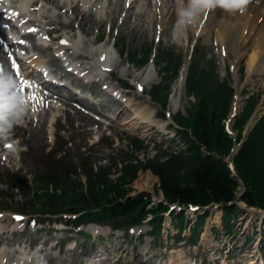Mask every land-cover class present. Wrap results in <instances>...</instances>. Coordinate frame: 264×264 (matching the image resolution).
I'll list each match as a JSON object with an SVG mask.
<instances>
[{"label":"rangeland","instance_id":"obj_1","mask_svg":"<svg viewBox=\"0 0 264 264\" xmlns=\"http://www.w3.org/2000/svg\"><path fill=\"white\" fill-rule=\"evenodd\" d=\"M60 1L63 2L64 0ZM93 1L94 4L102 7L103 10L99 15H94L92 18L86 19L82 24L80 23V18L82 16L76 18V14L70 9V5L64 8H56L55 11L56 14L59 15L60 20L63 22L71 21L75 25L72 28L66 29L61 27L56 34L63 38L64 32H67L69 36L73 34L79 35L82 32L85 40L91 41L95 39L93 42L95 46L101 43L106 46L116 43L120 46L122 39L126 38V45H137V47H140L142 41L148 43L158 39V41L156 40L159 43L157 45L162 44L168 47H176L177 50L186 53V58L190 57V54H192V47L194 48V46L197 45L199 52L207 54L210 58L214 57L217 59L222 77L232 78L236 89L232 107L237 100L239 112L243 100L247 97V93H245V90H247L249 93L257 92L262 96L261 103L250 124L252 125L256 118L264 112V61L261 63L260 68L256 67L257 69L254 70L253 73L251 72L253 70L250 68V59L253 56L252 40L243 48L244 55L241 57L236 47H228V45L220 44L219 40L216 38L219 29L212 25L203 27L200 31L199 29L194 30V26L192 25L183 27L178 21L175 27L173 26L172 29H169L170 24L167 21L169 20V14L164 11L163 7H157L156 3L155 6L151 5L149 0L142 1L138 8L136 7L138 6L136 5V1L133 2V4H127L125 0H114V2H116V8H118V15L113 23L111 22L110 13L107 12L110 0ZM50 5L52 4H48V7ZM170 5L171 3L169 6ZM156 8L158 9L156 10ZM139 9L140 13H136ZM127 16L130 18H128V21H124ZM140 19L143 21L141 22ZM55 26L63 25L56 24ZM174 32L176 37L175 41L173 40ZM37 42L39 41L37 40ZM58 43L59 40L55 42L56 48ZM244 43L245 42H243V44ZM116 52H118L117 49H115L114 58L116 63L119 64L113 76L109 75L110 73L108 72V74H104L103 76L99 74L101 76L90 77V79H92L91 85L96 89L93 92L94 95L97 96L95 102L99 104H96L94 107H100L104 112L102 114L105 116H100V114L90 109L83 108L67 100L71 102L72 106L66 105V107H69L71 110H65L63 108L51 110L45 122L42 117H38V120L43 122V124L33 120L31 121L29 118H23L22 122L16 124L11 131V135L19 136V139H15V149L14 147H11V149L7 147V149L0 152V155L3 157L0 163V190L5 189L1 182L5 179V174L10 169L23 172L35 170L34 163L32 162L34 159L28 156L29 149L27 150L26 147L28 145L36 148L46 147L48 148L47 150H49L55 143V135L58 133V124L63 129L61 134L64 135V138H66V140H73V149L79 143L85 144L89 142V146L95 144L94 150L102 157H105L117 148L128 150V144L132 138H139L143 140L146 145H149L147 151L139 154V158L142 160L152 157L157 147H160L163 142H165L164 147L168 145L169 140L176 134V130L170 128L171 123H173L172 120L169 118L167 121H164L157 119L159 117H155L153 121H147L145 118L137 117L136 111L141 112L138 103L147 97L146 94L148 95V90L151 87L149 89L145 88L144 95H141L137 86L133 83L135 81V76L125 71L129 69V67H133L135 71L139 72L141 68L139 69L132 63L127 62L126 57H121L120 54ZM38 54L45 58L54 57L53 52L46 54L39 51ZM60 54L61 53H56L55 57ZM21 61L23 67H27L25 61ZM53 66L55 70L61 69L60 63L57 64V66ZM115 66L116 64L114 67ZM148 67L151 69L150 75L152 77H158L153 85L159 83L161 77L157 72V68L152 63ZM145 72L147 71L145 70L144 73ZM97 79L99 80L95 81ZM122 82H127V84L131 86L129 96H126L129 98V103H131V105L127 107H125V104L128 102L125 104H112L109 101L111 97L102 95V93L105 92L102 87L107 86L108 89H117ZM178 82L179 81L172 83L171 87L174 84L178 85ZM170 91H173L172 97L178 101L180 106L178 110L172 112L169 107V111L172 114L179 110L186 113L187 109L191 106L193 97L185 93L184 86L183 88L177 86L176 90L170 88ZM136 94H138V97ZM122 109H124L123 114H120ZM158 109L159 107L156 105V110L159 113ZM153 116L154 114L152 117ZM128 118H133V121H127L126 119ZM234 119L235 117L230 114L228 128L231 131H233L232 125ZM98 120L101 123L98 122ZM105 136L109 137L114 143L110 145L109 142L104 139ZM173 144H175V142H173ZM0 145L5 146L2 142H0ZM20 146L23 147L24 151L22 157L19 156L18 151ZM83 149H85V147H83ZM8 153L12 158L11 160L8 159ZM158 181V178L151 170L141 171L138 178L133 182L134 191L132 193H148L153 197L152 199L154 202H158L162 198V196L155 195L154 193ZM19 199V195L16 196V200L2 199L0 196V207L5 206L18 209L21 207ZM235 205L239 206L240 211L233 220L234 227L230 232H227L220 225L222 215L221 207L212 205L207 208L208 212L206 213L208 215L205 219L204 230L208 232L209 238L208 240H204V233H202L200 241L195 247L184 241L178 242L173 236L178 234V230H174L169 224H165L162 242L157 244L154 242L153 238L147 234V231L150 229L148 224L141 226V232L132 229L131 235L128 237L123 231L110 230L96 232L91 225L84 226L85 228L81 227L80 232L79 228L73 230V226L61 223L54 224L50 221L26 225L24 222L25 216L3 211V213L0 214V250L5 248L12 251V253L19 254L17 251L18 249L25 253H29V245L36 247L39 244L45 243L49 245L47 250L53 251L54 255L57 254L54 260L57 258V260H73L76 262L80 258L79 255L82 254V252H87L93 256L95 255V251L92 249L91 245H93L92 243L97 234L100 238L108 236L112 241L116 240L119 247V250L116 249V247L114 248L115 256L113 261L106 262L105 259H100L99 264H143L145 262V257L148 258L146 259L148 263H153L164 258L160 264H175L180 261H182V264H223L224 261L225 264H249L252 258L255 259V264H264L262 260L264 259V252L262 251V255L260 253V250H262L261 232L264 231V213L258 209L247 206L245 202L239 199L235 201ZM13 215L22 217V221L17 220ZM218 218L220 221H218ZM190 220H192L193 223H197L196 217L192 216ZM166 221H171L169 214L166 215ZM214 225H218V229L210 233ZM56 228L61 231L51 233V230ZM66 229H72L73 231L70 235L75 236V240L78 243L76 250L72 252L68 250L74 247V243L71 244L69 248L65 247L59 250L57 247L55 250L51 249L50 246L55 244L57 240L61 246L63 245V241H61L60 238L67 236L68 233L65 231ZM21 232H23V234H21ZM82 232L92 233V237L84 240L85 236ZM190 233L191 229L187 228L184 230L183 235L187 236L190 235ZM120 237H124V239L122 238L119 240L118 238ZM83 244H86L87 247L82 246ZM242 245L244 246L243 248ZM134 247L136 249L132 251ZM154 247H157V250H154ZM148 250H151L150 254L147 253ZM156 253H163V256L159 257ZM97 262V260H92L89 261L88 264H97ZM158 263L159 262H156L155 264Z\"/></svg>","mask_w":264,"mask_h":264},{"label":"trees","instance_id":"obj_2","mask_svg":"<svg viewBox=\"0 0 264 264\" xmlns=\"http://www.w3.org/2000/svg\"><path fill=\"white\" fill-rule=\"evenodd\" d=\"M150 54L151 46L130 49L131 58L142 63L148 61ZM158 58L164 77L170 81L178 76L181 56L175 57L162 50ZM167 88L166 84L152 91L153 99L163 109L167 108ZM186 90L196 98L192 108L187 115L181 112L173 115L180 126L178 136L186 149L175 151L161 147L153 157L142 160L139 154L147 151L148 146L133 138L128 150L118 149L108 155L106 163H101L102 157L80 148L74 151L65 149L66 144L59 141L50 152L45 153L42 149L36 153L38 169L31 180L26 174L8 175L5 183L11 192L10 197H14L15 190H18L26 198L23 204L26 211L49 215L80 214L70 220L75 224L96 221L128 229L131 225L143 223L152 214L151 234L159 237L168 204L148 207L152 199L150 195L131 194L140 171L151 170L159 178L155 192L163 193L168 203L202 208L218 204L223 211L222 227L230 232L240 211L234 203L238 199L247 206L264 210V112L245 134L262 96L252 92L245 98L233 123L236 131L233 136L226 129L225 120L231 110L235 89L231 78L219 76L214 60H207L205 64L203 58L194 57ZM243 138L240 149L232 158L235 177L225 159ZM238 178L242 181L243 191ZM205 216L202 213L197 224L190 223L192 236L188 240L191 244L198 242ZM173 217L180 230L179 239H182L185 214L173 212Z\"/></svg>","mask_w":264,"mask_h":264},{"label":"bare ground","instance_id":"obj_3","mask_svg":"<svg viewBox=\"0 0 264 264\" xmlns=\"http://www.w3.org/2000/svg\"><path fill=\"white\" fill-rule=\"evenodd\" d=\"M13 5L10 6V8L18 13V15L15 14L16 18L14 21L17 20V18L24 22H31L35 25L42 26L43 29L46 30L48 34H53L55 31L54 25L55 24H62L65 28H72L74 25L73 22H63L59 19V16H56L55 9L56 8H64L65 5L71 4L72 11L76 14V18H80V23H84L86 19L92 18L94 15L97 16L102 12V7H98L97 4H92V0H78L77 2L74 0H65L64 3L60 0H12ZM42 1V5H41ZM133 0H129V2H132ZM140 1V0H139ZM142 1V0H141ZM140 1V2H141ZM151 5L155 6V2L157 4V7H163L164 11H166L167 14H169V20L168 23L170 24L169 29H172L174 26V13L178 10L180 11L181 8H188L189 6V0H149ZM51 7H48L46 4H51ZM110 5L107 9V12L111 15V22L113 23L118 15V8H116V2L114 0H110ZM172 3L170 6L169 4ZM140 5H138L139 7ZM158 8H156L157 10ZM135 13V12H133ZM136 13H140V10L136 11ZM129 16L126 17L124 21H128ZM11 21V20H9ZM102 21V20H101ZM142 22L143 20L140 19ZM192 26L196 25V28L198 26L204 25V27L213 26L219 29L217 31V39L219 40L220 44L228 45V47H236V49L239 52V56L244 55L243 48L246 47L247 44L250 43V41H253V56L250 59V68L254 70L261 67V63L264 61V0H248V3L246 5V10L243 13H240L236 10H231L228 7H225L223 4L217 3L216 0H213L211 7H200L198 9V12L195 15L194 22L191 23ZM184 25V24H183ZM13 24V28H14ZM40 31V30H39ZM38 35V32L32 31L26 37L28 39L34 38ZM0 36L5 37V33L0 31ZM56 37V36H55ZM247 38V39H245ZM13 44L8 45V48H10V51L13 52V47L16 46L17 40H12ZM62 41H67V43H62ZM1 42V41H0ZM243 42H245L243 44ZM36 46V45H35ZM58 50L67 57H71L76 59L79 64L82 66V68H92L96 70L97 72H100V70H109L112 69V61L114 60V50L115 47L113 45L106 46L105 44H98L96 46H93L91 44V41L85 40L84 36L80 33L78 36L76 34H73L70 38L69 36H65L63 39L61 38L60 45L58 46ZM8 54L5 48L2 47L0 43V67L3 68V71L6 74H11L13 76V79L17 82L19 81L18 77H15L14 67L11 66L9 60H8ZM101 57H105V59H101ZM89 58V59H87ZM44 60L38 59L35 60V62H43ZM17 63V61H16ZM19 65V63H17ZM257 67V68H256ZM187 69V62L184 65V68L181 73L180 80L178 82L177 86H183L184 84V78H185V72ZM20 70V66H19ZM114 70H116L114 68ZM112 71V70H111ZM127 73L133 74L135 76V79L138 83V88L141 90V94H143L145 88H150L158 79L157 77H152L150 75L151 69L148 68L147 72L141 73L137 72L133 69V67H129V69L125 70ZM29 70L24 69L22 71L21 76L24 75V79L29 80L26 78L29 77ZM34 84L39 85V88L36 90L38 94L41 96V93H44L42 97H45L44 101L45 104L41 105H34L32 103H27L26 108L27 111L24 114V117H29L31 120L36 121L37 123H42L40 120H38V117H42L43 121L45 122L47 120V116L50 114L51 110H56L58 108L57 103H55V100H48L50 94L47 92H43L41 85L35 81H32ZM176 85H173V90L176 89ZM40 90V91H39ZM32 91L28 93H19L17 98L12 99L11 101H8L7 103L16 105L15 108H18V101L26 99L27 95ZM58 94V93H53ZM8 93L6 92V96ZM62 103H65L63 99H59ZM115 103V101H114ZM128 105H131V103H127L126 107ZM171 105L173 106V110L177 109L179 105L178 101L176 99L171 98ZM36 107V111H33V107ZM138 106L141 110V112H137L138 118H145L147 121H153L155 119V115L152 117V115L156 111V105L152 103L151 99L146 97L141 102L138 103ZM234 111L232 115H234L237 111V100L234 103ZM12 109V110H13ZM124 109L120 112V114H123ZM157 118V117H156ZM133 118L126 119L127 121H133ZM158 119V118H157ZM3 150V148L0 146V151ZM2 162V157L0 156V163ZM154 174V173H153ZM218 221L220 219L218 218ZM94 229L101 230L105 227H101L96 224H92ZM139 230V228H137ZM209 235L208 232L205 231L203 234V239L208 240ZM7 253H4L2 256H13L10 251H6ZM17 257L10 258V262L15 263L23 258H25L27 255H24L23 253H20L19 255H16ZM51 254H34L31 256L30 259L25 261H31L39 258L49 257ZM254 260L251 259L249 264H254ZM175 264H182V261L177 262ZM225 264V261L223 262Z\"/></svg>","mask_w":264,"mask_h":264},{"label":"snow or ice","instance_id":"obj_4","mask_svg":"<svg viewBox=\"0 0 264 264\" xmlns=\"http://www.w3.org/2000/svg\"><path fill=\"white\" fill-rule=\"evenodd\" d=\"M0 2H3V0H0ZM213 0H192L191 8L189 9L188 14H191L192 9H199L200 7H211ZM217 3L223 4L225 7L230 8L231 6L242 2V0H216ZM18 15V13H14ZM29 31H35V29H29ZM62 43H67V41H62ZM12 61V65L15 69L14 75L15 77L19 78V87H13L11 90L9 89V84L11 83V79L8 77V74H6L3 71V68L0 67V121L3 120V114L5 112H11L13 108L16 107V105L6 103L5 101H11L14 99L15 94L17 92L19 93H27L30 89H38L39 85L34 84L30 80H26L21 76L19 65L15 62L14 57H10ZM101 59H105V57H101ZM6 92L8 95L6 96ZM31 101L34 105H43L45 104V101L42 96L38 94L37 91H31L26 99L20 100L19 103L21 105H26L28 101ZM33 111H36V107L34 106ZM3 125L0 124V130H2ZM9 149H11V145H6ZM16 219H21L20 217H16Z\"/></svg>","mask_w":264,"mask_h":264},{"label":"clouds","instance_id":"obj_5","mask_svg":"<svg viewBox=\"0 0 264 264\" xmlns=\"http://www.w3.org/2000/svg\"><path fill=\"white\" fill-rule=\"evenodd\" d=\"M248 3V0H242V2L237 3L233 6H231L229 9L239 11L240 13H243L246 10V5ZM192 0H189V6L188 8H181L179 11V23L185 24V23H192L194 22L195 15L198 12V9H192L191 14H188L189 9L191 8ZM175 32L173 33V40L175 41ZM8 77H12V75L9 73ZM16 81L12 78L11 83L9 84V89L15 87ZM18 103V108L13 109L11 112H5L3 114V120L0 121V124L3 125L2 130H0V142H6L10 135L12 128L16 125L22 122L24 114L27 111L26 106L21 105Z\"/></svg>","mask_w":264,"mask_h":264},{"label":"water","instance_id":"obj_6","mask_svg":"<svg viewBox=\"0 0 264 264\" xmlns=\"http://www.w3.org/2000/svg\"><path fill=\"white\" fill-rule=\"evenodd\" d=\"M240 144L239 145H236L235 147H234V149H233V151H232V153H231V155H230V157H229V159L234 155V153L237 151V148L239 149L240 148ZM159 180V179H158ZM240 182H241V180H240ZM242 183V182H241Z\"/></svg>","mask_w":264,"mask_h":264}]
</instances>
